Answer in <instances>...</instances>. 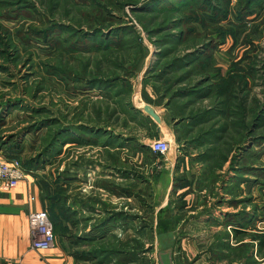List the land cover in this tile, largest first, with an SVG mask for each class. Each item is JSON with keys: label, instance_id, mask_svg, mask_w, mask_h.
Returning <instances> with one entry per match:
<instances>
[{"label": "trees", "instance_id": "trees-1", "mask_svg": "<svg viewBox=\"0 0 264 264\" xmlns=\"http://www.w3.org/2000/svg\"><path fill=\"white\" fill-rule=\"evenodd\" d=\"M104 1L106 6L97 0H78L81 4H90L92 8V11L82 14L80 23L40 19L39 25L24 28V22L35 19L38 13L32 2L0 0V9H4L0 17L20 21L14 30L0 25V56L4 60L0 62V72H8L9 63L5 59H19L16 51L19 45L24 49L26 45L43 43L48 48L46 51L49 58L40 60L38 64L45 77L58 80L67 90L70 88L86 93L97 91L100 101H110V106L102 107V115L106 114L108 119L115 116L118 120L120 114H126L127 120L136 126L147 127L152 130V135H157L154 121L129 100L131 80L142 67L148 51L134 28L118 23L106 10L107 5L121 7L123 2L116 4L113 0ZM125 2L132 5L136 17L149 37H154L152 43L158 49L142 78L143 90L146 84L151 83L157 96L144 101L156 106L163 105L167 109L171 122H174L175 141L183 143L178 149L181 154L177 156L174 165V191L177 187L190 184L184 171L180 172V165L186 155L191 164L201 165L194 181L196 189H208L210 185L209 191L215 193L216 183L220 181L221 192L231 198L229 203L242 205L238 211L228 212L223 221L225 226L231 225L237 242V246L230 249L229 255L244 257L245 264H264V235L255 228L257 205L251 196L255 185L264 184V166L247 163L250 156H254L256 144L264 143V135H254L255 130L264 124V102L260 103L256 97L249 98L253 82L256 78H264V54L261 56L264 47H261L260 54L250 53L248 47L245 48L249 45L254 51H260L259 46L249 39L258 34L256 29L241 37L249 27L248 22L254 24L264 14V0H235L234 10L230 7L232 0H143L138 7V0ZM169 15H175L176 18H168ZM160 16L162 20L157 21ZM82 23L86 29L81 28ZM240 37L243 42L240 49L244 50L231 58L227 68L217 65L215 50L228 39L231 40L230 48L235 47ZM9 47L13 50L10 51ZM125 50L135 53V56L132 63L122 67L111 56ZM84 51L102 55L106 65H110L113 70L104 69L99 61L93 71L87 69L90 64L88 61L82 64L80 72L65 66V55H82ZM179 51L182 53L177 54ZM206 99L210 100V107L202 106L201 102ZM252 102L253 105H250ZM15 107L8 100L7 109ZM33 112H38V109ZM248 112L252 115L251 120L247 117L244 119ZM97 120V123H93L95 125L85 123L76 126L63 125L58 118L53 117L37 121L39 126L44 123L42 126L48 128L41 140L44 147L34 156L22 159V166L25 169L42 167L47 154L50 151L51 154L60 153L61 145L68 141L100 146L109 155L107 159L113 164L109 166L126 179L131 177L124 163L127 157L121 161L126 146L132 155L142 150L151 160L159 156L141 144L135 135L124 134L113 126L108 128ZM4 124L5 118L0 115V131ZM38 125L33 124L31 128L36 129ZM231 129L235 134H229ZM248 141H251V146H247ZM0 143L7 156L19 152L17 142L5 146L8 142L2 141L0 135ZM56 144L60 146H54ZM189 148L196 149L194 155ZM226 174L229 175L227 179L224 178ZM132 175L133 181L126 184H118L109 179L99 184L119 196H139L141 190L136 191V186L143 178L141 174ZM40 186L44 209L53 223L54 233L64 236L68 228L63 221L75 224L77 220L76 210L68 203L67 190L59 181L52 187L45 180ZM184 205L181 199L176 203V206ZM247 205H251L250 210L246 209ZM147 211H151L150 206ZM181 218L182 215L171 214L168 219H158L156 225L161 227L162 224L166 229L168 224L176 223ZM153 221L151 214L142 216L121 209L107 212L98 223L93 224L89 232H84L82 237H72V255L76 264H151L147 254L152 246H146L145 243L153 239ZM110 225L123 227V230L131 227L133 235L124 240L116 233H107ZM223 237L228 238V232H220L218 239ZM254 255L260 260H256Z\"/></svg>", "mask_w": 264, "mask_h": 264}, {"label": "crops", "instance_id": "crops-1", "mask_svg": "<svg viewBox=\"0 0 264 264\" xmlns=\"http://www.w3.org/2000/svg\"><path fill=\"white\" fill-rule=\"evenodd\" d=\"M150 105L159 114L162 125L160 126L159 132H157L155 128L157 135L147 137L145 131L140 132L137 138L138 141L143 145H148L150 142L149 139L157 137L172 141V139H174V122H171L170 113L163 105ZM63 124L69 125L70 123ZM79 124H81V121L74 123L73 126ZM155 125L157 127L156 123ZM71 131L75 133L74 130ZM35 135L36 134H33L30 130L12 135L9 133L7 136L5 135V141L8 142L5 146L12 145V142H17L18 146H14L19 147V152H13L12 156H7L2 145L0 146V150L4 158L10 159L15 156L18 157L19 160H22L36 154L37 152L34 153L31 151V146L37 145V136L35 137ZM54 146H60V144ZM61 146L62 149L60 153L51 154L50 151L47 154L45 164L42 167H26L25 177L19 180L16 186L9 187L4 181L0 180V264H76V260L72 255L74 248L68 250L66 244H63V242L58 243L54 240L53 246L48 249H33L31 247L32 235L28 226L29 213L34 210L44 209L45 207L40 186L42 180L45 178L39 174V170L46 169L47 178L45 180H47L52 187L53 184L51 183L52 178L50 173H52L54 178L56 177L57 181L62 183L64 188H67V184L70 183L68 180L70 176L65 174V176L60 178L61 175L59 174L61 172L58 170L56 174L55 170H52L54 165L56 163L59 165L60 160L63 159V151L67 148L70 149L72 146L88 147L98 145H78L68 141ZM180 147L182 146H178L175 151L176 159L177 156L181 154L178 151ZM129 149L130 148L126 146L121 158V161H123L124 157H127L124 163L127 171L131 173L129 179L122 177L119 171L111 168L110 166H113V164L109 166L100 160V167L96 164L91 165V161L80 165L81 168L78 173L79 176L82 177L81 182L84 185L83 191L85 193L82 192L84 194H81L80 192L82 196L80 201H78L70 194L71 191H67L68 203L72 209L76 210V208H80L81 210L91 212L92 204L90 201L93 197L88 196V189H90L92 183H94L93 187L95 192L98 194L99 192L103 193L104 197L105 195L108 197L107 199H97L95 197L93 210L102 216H100L94 224L98 223L107 212H111L112 210L117 211L121 209L133 214L144 215V213H146L147 215L151 214L153 216V239L151 242L145 240L146 246L149 244L152 246V250L147 254L151 264H245L244 257L237 258L229 255L230 249L237 246V242L232 234L231 225L225 226L223 224L225 215L228 212L238 211L242 208V205H232L229 203L231 198L229 195L221 192L220 181L216 183L215 193H210V191H206L204 188L201 190L196 189L194 181L200 172L201 165L198 163L191 164L188 157L185 155L180 165V172L184 171L190 184L188 186L177 187L174 191L173 175L176 160L171 162L167 160L165 156L164 158L162 157L163 159L161 160L160 156H158L152 160L151 163H146L142 159V157L145 156L142 150L138 151L135 155H131ZM189 150L191 154L194 155L195 152H193L191 148H189ZM127 152H129V154ZM119 165L120 164H118V167ZM61 166L62 165H60V167ZM107 166L110 167V170L100 169L102 167L107 168ZM131 166L138 168L139 171L133 172L135 170ZM149 167H155L156 169L160 168V172L155 178L149 176ZM62 171H64V168H62ZM64 173L65 172H63L62 175H64ZM133 173L141 174L143 179L140 181V184H144L150 189L152 188V192L147 191L148 193L145 194L144 191L141 190L139 193L140 197L136 195L119 196L104 189L99 184L102 180L106 179L112 180L118 184H126L133 181ZM228 176L229 175L226 174L224 178L227 179ZM263 186L264 184H257L251 190L252 201L257 205L258 209H256L255 212L257 215V219L254 223L255 228L262 232L263 228H261L262 226L260 225L261 222L264 221ZM184 191L186 192L181 197ZM136 199L140 202V206L135 208L132 203H129L132 205L129 207L128 202L132 200L135 201ZM179 199L185 203L183 207L176 206ZM119 201H122V204H120ZM149 206L151 211L146 212ZM250 207L251 205H247L246 209L250 210ZM171 214L182 215V218L176 223L168 224L169 226L166 229L163 228L162 224H160L161 227L156 225L158 219H168ZM67 223H69V225L71 224L68 221ZM111 226L117 225H110V227ZM86 229L90 230L91 228L88 227ZM120 229L125 233L130 231V234H125L126 237H121L124 240L133 235V229L131 227H127L125 230H123V227H120ZM220 232H228L229 237L218 239ZM55 235L54 239H56ZM244 241H247V239ZM254 257L256 260H260L257 255H254Z\"/></svg>", "mask_w": 264, "mask_h": 264}, {"label": "rangeland", "instance_id": "rangeland-1", "mask_svg": "<svg viewBox=\"0 0 264 264\" xmlns=\"http://www.w3.org/2000/svg\"><path fill=\"white\" fill-rule=\"evenodd\" d=\"M29 1L32 2V4L36 7L38 13L36 14L35 19L24 22V28H27L28 25L29 26L39 25L38 22L40 21V19L43 20L53 19L64 23H70V22L72 23L74 21L76 23H80L82 22V14L85 15V12L92 11L90 4H81L78 2V0H29ZM97 1L104 3L106 6V1L104 0H97ZM113 1H115L116 4L119 3L122 4V2L123 4L121 5V7L107 5L106 10L109 11V15L113 16L118 23L122 22L123 25H128L134 28L136 33L140 35V39H141L140 41L142 45L148 51L147 52L148 55L144 58L142 67L135 73V76L131 80L132 91L129 94V100L134 105L135 103H139V104L147 103L144 101V99H155L157 93L155 90H153L151 83L146 84L145 85L146 87H144L143 90L142 78L146 68L149 66V64L151 65V62L155 59L154 54L158 49L152 43L153 40L152 38L154 37L153 36L149 37L148 33L144 30L142 23L138 20V18L136 17V13L132 10L131 7L132 5L126 4L127 2L124 3V1L126 0H113ZM138 1L139 3L136 5L137 7L140 6L143 0H138ZM230 7L231 9L234 10L235 0H232ZM99 9L100 11H102L101 8ZM3 12L4 9H0V13ZM161 17L162 16H160L157 21H161L162 20ZM168 18H176V16L169 15ZM18 24H20V21L18 19L5 20L2 17H0V25H2L5 28H9L10 30H14V28L17 27ZM82 24L83 25L81 26V28L86 29V25H84V23ZM113 26H110V28ZM248 26L249 27L243 32L241 37L243 38L244 34L247 35L251 30L256 29L258 34L255 35L254 37L250 36L249 39L253 40L254 44L259 46L258 49L260 51L258 50L254 51L252 46L250 47L249 45H246L245 48L248 47L247 49L250 53L260 54L261 47H264V14L260 16V18L257 19V21L254 24L248 22ZM257 36L260 37L257 38ZM241 37L238 39V45H236L235 47L230 48L231 40L228 39V41L225 44L220 45V47L215 50L214 58L217 65L227 68L230 64L231 58L238 56L244 50V49H240L243 46L241 44L243 43L241 41ZM9 48L10 51L13 50L11 47ZM46 49L48 48H46L45 44L43 43H40L39 45H36L34 43V46L33 44L31 46L26 45L24 49L19 45L18 49L16 48V51L19 54V59L16 58L5 59V61L9 63L8 72H3V71L0 72V115H2L3 118H5V122H6L4 124V128L0 131L2 141H5L6 138L5 135L6 136L9 135V133L12 135L30 130L32 131L33 134H36L35 137L37 136V143L35 141L33 142L38 145V146L37 145L31 146V151L34 153L39 152L44 147V143H42L41 140L43 138L42 136L47 134L48 128L45 125L42 126L44 123H42L39 126L36 122L39 120L52 118V117L58 118L59 122H62V124L70 123L72 125L79 121H81V124L89 123L95 125L93 123H97L98 121L97 119H99L100 121L99 124L102 125L105 124L106 126H108V128L113 126L114 128H116L117 130L121 131L124 134L135 135L136 138H138L140 132L142 131H145L147 137L153 136L152 135L153 132L151 129H148L147 127L136 126L133 122L127 120L126 114H120L118 120H116L115 116L108 119L106 117L107 116L106 114L103 113L102 115L101 113L103 108L105 107V105L110 106V101H100L101 100L100 95L98 94L97 91H91L89 93H86V92L73 91L72 89L69 90L70 88H68L67 90L65 86L58 80L52 77H45V73L42 71V68L40 64H38V62H40V60H46V58H49ZM82 53H83L82 55L78 53H74L73 55H65V66H68L69 68H72L75 71L80 72L81 68L83 67L82 64L85 61H88L90 62V64L87 65V69H91V71H93V69L96 68V64L99 61L101 62V65L103 66L104 69L113 70L110 65L109 66L106 65V61L104 60L102 55L87 53L85 51ZM181 53L182 51H179L177 54H181ZM261 54H262L261 56H263L264 53L261 52ZM134 56L135 53L125 50V51H120L119 53H116L111 57L112 59H117L119 63L122 65V67H126L128 64L133 62ZM3 61H4L3 58L0 56V62ZM32 64L33 66L31 67ZM40 84H42L41 87H39ZM35 86L38 87V90L37 87L35 89ZM250 88L251 89L249 93V98L256 97V99L260 103L264 102V78L262 79L256 78V80L253 82L252 87ZM142 90L144 91L143 94L144 98L142 96ZM8 100H11V104H15L16 107L13 109H7ZM250 101L251 100H249V102ZM201 104L202 106L210 107V100L206 99L202 101ZM250 105H253V102ZM35 109H38V112L34 113L33 110ZM246 117L248 120H251L252 118L251 113L248 112V115L247 116L245 115L244 119H246ZM33 124L38 125L36 129L31 128V125ZM255 131L256 132L254 133V135H258V136L264 135V124L262 125V127L257 128ZM229 134H235V131L231 129ZM153 139L156 138H152L149 140L151 141ZM171 142L173 146H183V143L179 144L175 141V136ZM251 144H252L251 141L247 142V146H251ZM78 145H85V144H78ZM0 146H2L1 143ZM146 146L149 147V145ZM192 150L193 152H196V149L193 148ZM127 153L129 154V152ZM62 156L63 159L60 160V164L57 165L56 163L52 170H55L56 174L57 171L59 170L61 172L59 174L61 175L60 178L62 176H65V174H68L70 176V177L68 176L69 177L68 180L70 181V183L67 184L66 190L71 191L70 194H72L74 196V199L78 201H80V198L82 196L81 194L85 193L83 191L84 185L81 182L82 177L79 176L78 173L79 169L81 168L80 165L84 163H88L89 161H91L90 162L91 165L96 164L99 167H100V161H102L106 165L110 164L109 160L107 159L109 155L104 150H102L100 146H88V147L72 146L70 149L67 148L66 150H64ZM159 156L161 160L164 158V156L160 154ZM250 157L251 159L247 160L248 164L250 165L254 164L256 166L263 167L264 143H257L256 146L254 147V156H250ZM150 158L151 157H149L148 155L142 157L143 161H145L146 163L149 162L151 163L152 160ZM60 165L62 166L60 167ZM131 167H133V169L135 170L133 171L130 169L131 171L133 172L139 171L138 168L134 166ZM62 168H64V171H62ZM109 168L110 167L107 166V168L102 167L100 169L110 170ZM149 169L150 171L148 172V174L150 177L153 178H155L157 174L160 172V168L156 169L155 167H149ZM63 172H65L64 175H62ZM39 174L45 179L47 178L46 169L39 170ZM50 174L52 178L51 183L55 185L57 183L56 177L54 178L52 173ZM222 174H224V170ZM45 179L42 181L44 182ZM60 184L62 183L60 182ZM93 184L94 183H92L91 188L88 189V196L93 197L90 201V203L92 204L91 212L81 210L80 208H76V212H77L75 216L77 218L76 223L69 225L67 221H63V224L66 225V227L68 228L67 233L64 236L54 234L56 236L55 241L58 243L63 242V244H66L68 250L74 248V245L72 243V237L74 235L75 236L78 235L82 237L83 236L82 234H84V232H89V229L86 228L88 227L91 228L93 224L99 219V217L102 216L93 210L95 197L97 199L98 198L107 199L108 197L106 195L104 197L103 193L99 192L98 194L97 192H95ZM209 187L208 189L206 188L204 189L206 191H209L210 189ZM137 190L138 191L142 190L144 191L145 194L148 193L147 191L152 192V188L150 189L148 186L144 184H140V182L138 183V186H136V191ZM119 203L122 204V201H119ZM129 203H132L135 208H138L140 206V202L137 199L135 201L134 200L129 201L128 204ZM130 206L132 205L129 204V207ZM144 215H146V213H144ZM85 218L86 220H84ZM260 226H262L261 228H263V235H264V221L261 222ZM108 230L109 231H107V233L110 232L116 233L118 236L120 235V237H126L125 234L128 233L130 234V231L127 233L122 232L120 227L118 228L117 226H111L110 229ZM79 245H85V243H80Z\"/></svg>", "mask_w": 264, "mask_h": 264}, {"label": "built area", "instance_id": "built-area-1", "mask_svg": "<svg viewBox=\"0 0 264 264\" xmlns=\"http://www.w3.org/2000/svg\"><path fill=\"white\" fill-rule=\"evenodd\" d=\"M152 152L165 156L172 142L165 138H156L149 142ZM176 149L178 146H175ZM26 171L17 157L5 159L0 150V180L9 187L16 186L17 182L25 177ZM28 226L31 231V247L35 250H44L54 244L53 223L45 209L31 211L28 215Z\"/></svg>", "mask_w": 264, "mask_h": 264}, {"label": "water", "instance_id": "water-1", "mask_svg": "<svg viewBox=\"0 0 264 264\" xmlns=\"http://www.w3.org/2000/svg\"><path fill=\"white\" fill-rule=\"evenodd\" d=\"M135 107L140 109L143 112V114L149 116L154 121V123L157 124L156 131L159 132L160 126L162 125V121L159 114L154 110V108L148 103H143L141 104V106L135 105ZM175 151L176 148L175 146L172 145L170 149L165 152L166 159L171 162L175 161L176 160Z\"/></svg>", "mask_w": 264, "mask_h": 264}, {"label": "bare ground", "instance_id": "bare-ground-1", "mask_svg": "<svg viewBox=\"0 0 264 264\" xmlns=\"http://www.w3.org/2000/svg\"><path fill=\"white\" fill-rule=\"evenodd\" d=\"M136 104V106H141V104H139V103H135Z\"/></svg>", "mask_w": 264, "mask_h": 264}]
</instances>
